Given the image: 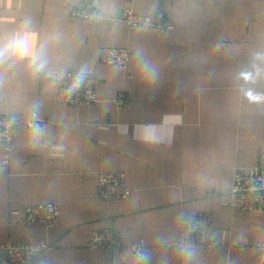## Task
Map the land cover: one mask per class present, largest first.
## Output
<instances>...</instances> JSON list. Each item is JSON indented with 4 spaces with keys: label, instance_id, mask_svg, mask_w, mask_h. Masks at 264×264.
<instances>
[{
    "label": "crops",
    "instance_id": "obj_1",
    "mask_svg": "<svg viewBox=\"0 0 264 264\" xmlns=\"http://www.w3.org/2000/svg\"><path fill=\"white\" fill-rule=\"evenodd\" d=\"M78 1L0 0V112L46 123L19 132L8 163L0 147V244L52 242L29 264H112L88 246L91 229L112 227L151 246L146 264L262 262L264 212L225 202L235 167L264 151V0H101L110 18L97 23L71 17ZM128 6L164 10L174 27L132 28ZM103 45L130 46L126 68L101 62ZM63 66L100 74L96 104L56 102ZM115 168L133 195L104 200L99 171ZM50 200L62 207L57 225L11 221V210ZM201 210L215 215L217 245L176 247L181 217Z\"/></svg>",
    "mask_w": 264,
    "mask_h": 264
},
{
    "label": "built area",
    "instance_id": "obj_2",
    "mask_svg": "<svg viewBox=\"0 0 264 264\" xmlns=\"http://www.w3.org/2000/svg\"><path fill=\"white\" fill-rule=\"evenodd\" d=\"M71 17L87 23H97L109 19L110 15L101 10V0H79L71 10ZM123 20L132 28L146 31L167 32L174 27L173 21L164 10L151 14H139L133 7H124ZM133 51L130 46L103 45L99 48L101 62L118 68H126ZM100 74L93 68L77 70L63 66L54 74L55 100L59 104H69L75 109L92 107L99 100ZM119 106L129 105L122 92L117 97ZM46 124L36 114L28 118L8 111L0 112V147L5 151L3 162L10 161L15 149L16 136L21 130ZM98 193L104 200L128 199L133 190L126 183V172L122 168L99 171ZM225 202L233 210L264 212V151L258 154L252 164L235 167L231 188ZM62 207L58 200L28 202L21 208L11 210L13 223L44 222L48 226L59 223ZM215 215L210 210L184 214L179 221L180 236L174 245L179 248H211L217 245ZM89 248L106 249L112 264H146V253L151 246L140 239L133 243L123 241L112 227L94 228L89 231ZM256 245L264 252V242ZM52 242L40 239L35 242L11 240L0 244V264H29L41 253L50 249ZM236 247H243L242 244ZM122 252H131L132 260H121ZM230 264H263L230 263Z\"/></svg>",
    "mask_w": 264,
    "mask_h": 264
},
{
    "label": "clouds",
    "instance_id": "obj_3",
    "mask_svg": "<svg viewBox=\"0 0 264 264\" xmlns=\"http://www.w3.org/2000/svg\"><path fill=\"white\" fill-rule=\"evenodd\" d=\"M21 45H23V41L21 42Z\"/></svg>",
    "mask_w": 264,
    "mask_h": 264
},
{
    "label": "water",
    "instance_id": "obj_4",
    "mask_svg": "<svg viewBox=\"0 0 264 264\" xmlns=\"http://www.w3.org/2000/svg\"><path fill=\"white\" fill-rule=\"evenodd\" d=\"M263 264H264V259H263Z\"/></svg>",
    "mask_w": 264,
    "mask_h": 264
}]
</instances>
